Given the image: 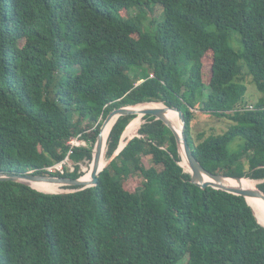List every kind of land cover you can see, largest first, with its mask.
Wrapping results in <instances>:
<instances>
[{
  "label": "trees",
  "instance_id": "obj_1",
  "mask_svg": "<svg viewBox=\"0 0 264 264\" xmlns=\"http://www.w3.org/2000/svg\"><path fill=\"white\" fill-rule=\"evenodd\" d=\"M20 5L18 13L14 0H0V173L78 179V166L63 175L47 171L67 157L71 139L88 144L74 148L71 160L92 162L111 111L163 103L183 112L188 143L205 169L262 181L264 192V0ZM156 8L162 17L145 25ZM247 76L261 94L252 109ZM193 109L230 125L196 142ZM138 118L120 117L112 127L106 155L113 160L95 187L51 194L0 182V264H264V226L247 200L192 183L162 121L144 117L116 155ZM134 175L143 181L131 192L124 182Z\"/></svg>",
  "mask_w": 264,
  "mask_h": 264
},
{
  "label": "water",
  "instance_id": "obj_2",
  "mask_svg": "<svg viewBox=\"0 0 264 264\" xmlns=\"http://www.w3.org/2000/svg\"><path fill=\"white\" fill-rule=\"evenodd\" d=\"M166 109L172 110L178 114L179 121L181 123V132L180 135L176 131L173 123L169 121L166 117V109H159V108H153V109H147L142 112L143 116H152L156 120L162 121L174 134L176 138L177 145L181 151V154L183 157H185L188 166H189V173L191 174L192 177V183L195 185L199 186L202 189L206 188H213L216 190L224 191L230 194H234L236 196H242L246 200L248 198H260L264 200V192L260 189L257 188V190H246L243 188H233L229 187L226 183L225 180L229 177H226L224 175H218V174H213L209 172L207 169H205L202 164L198 161V159L195 157L193 150L191 146L188 143V139L186 136V119L183 114V112L177 108L174 107H168L166 106ZM132 107H122V108H117L114 109L109 113L107 116L106 121L104 122L101 132L98 135L97 142L95 144V148L93 151V161H92V166H91V177H92V182L91 184H86L83 182L81 179H73L69 177H58V176H44V175H37V174H15V173H0V182L3 181H10V182H17L21 183L27 186H32V183L38 182V183H49V184H55L58 186H67V187H79L82 189L85 188H90V187H95L99 184V178L101 172L110 165L111 161L106 165H104L101 168L102 160L104 157V151L106 144L104 143L103 139V129L111 119H116L115 122L113 123V126L117 122V120L120 117L123 116H129V115H137V112H135ZM142 116V117H143ZM112 126V127H113ZM110 134V133H109ZM108 140V138H107ZM107 143V141H106ZM120 152V151H119ZM232 179L237 180L239 183H241L242 178L238 177H233ZM35 189V188H34ZM51 194H56V193H51ZM248 202V201H247ZM252 208V207H251ZM253 210V208H252ZM254 211V210H253ZM255 214V213H254ZM256 216V215H255ZM257 218V217H256ZM260 224V223H259Z\"/></svg>",
  "mask_w": 264,
  "mask_h": 264
},
{
  "label": "rangeland",
  "instance_id": "obj_3",
  "mask_svg": "<svg viewBox=\"0 0 264 264\" xmlns=\"http://www.w3.org/2000/svg\"><path fill=\"white\" fill-rule=\"evenodd\" d=\"M155 11H156V13L155 12L154 13L148 12L146 14L144 22H143L145 25H151V26L154 27L155 24L154 25L152 24V20L153 19H157V18L159 19V18L162 17V14H161L162 12H161L160 8H156ZM131 12H133V10ZM131 12L128 13L127 11H124V12H122V15L124 17H129ZM136 13H137V11H136ZM132 16H135V14H132ZM135 37H137V35H135ZM234 46L236 47V49L238 48V44L237 43H234ZM203 63H204L203 69H202L203 81L208 84L209 81H210V78H211L212 64H213V58H212V53L211 52L208 53L204 57ZM245 83L248 84V92H247V95H246V103H247V105L255 104L256 101L260 98L261 94L258 92L256 86L253 84L252 77H248L247 76L246 79H245ZM151 104H162V105H164L163 103H151ZM133 107H135V106H133ZM191 111L194 113V116H195V118H194V120H193L191 125H192V136H193V139L196 142L199 141V139H198L199 134H204L205 136L220 134V133L224 132L227 129V127L230 125V122L228 120H226V119H221V118H217L215 116L209 115V114H204V113L200 112V110H197V109H193ZM135 116L137 117V115H135ZM106 119H107V117L103 120L102 126H103L104 122L106 121ZM146 122L147 121L142 116H140L137 119L136 123L134 124V126L137 124L139 127L132 134H130L128 132L129 133L128 135L129 136L133 135L132 137L137 136L140 127L143 124H145ZM86 125H87V122L84 124V127ZM102 126H101V128H102ZM133 127H131V129ZM179 127H180V129H178V130L181 131V126H179ZM125 132L123 134V137L126 136ZM128 139L129 138L127 137L126 140H124V142H127ZM120 146H121V144H120ZM106 153H107V146H106L105 151H104V160H105V164L107 165L112 160V158L107 157ZM142 161H143V164L146 167H149L150 165H152L151 157H143ZM182 162H183V159H182ZM182 162L180 163L181 165H182ZM82 169L84 170L83 173L85 174L86 170L90 169V165L84 163V166H83ZM185 170H186V167H185ZM246 170H248V166H247ZM245 179H249V178H245ZM142 181L143 180L140 177V175L130 176L124 182L125 189H127L128 191L134 192L137 187L141 186ZM255 183L258 186L259 184H261L263 182L262 181H255ZM43 184L51 185L49 183H43ZM33 187L38 189V190H40V191H43V192H51L53 190V187L47 188V189L38 188L36 186H33ZM58 188L60 189V191L59 190H55V191H53L51 193H55V192L56 193H61L63 191V189L61 187H58ZM64 189H65L64 191H68V190L75 191V190H77V189H72V188H64Z\"/></svg>",
  "mask_w": 264,
  "mask_h": 264
},
{
  "label": "bare ground",
  "instance_id": "obj_4",
  "mask_svg": "<svg viewBox=\"0 0 264 264\" xmlns=\"http://www.w3.org/2000/svg\"><path fill=\"white\" fill-rule=\"evenodd\" d=\"M153 108H159V109H166V107L162 104H142V105H137L135 107H132L131 109H133L135 112H137V115L140 116H143L142 115V112L147 110V109H153ZM166 117L169 121H171L176 129V131L179 133L180 135V132L178 129H180L179 126H181V123L179 121V117H178V114L172 110H168L166 109ZM116 119H111V121H109V123H107L103 129V139H104V143L106 144V141H107V138L109 136V133L112 129V126H113V123L115 122ZM180 124V125H179ZM139 126L136 124L132 129L130 128L129 129V133L132 134L133 133V130L136 128H138ZM182 127V126H181ZM126 133V136L125 137H132V136H129L128 134L129 133ZM182 151V150H181ZM183 162H184V168L186 167V170L189 171V166H188V163L185 159V157H183ZM89 165V164H88ZM105 165V160H104V157H103V160H102V164H101V168ZM83 182H85L86 184H91L92 182V177H91V168L88 169L85 173V175L82 177L81 179ZM225 183L229 186V187H233V188H243V189H246V190H257V185L255 183V181H253L252 179H245L243 178L241 183H239L237 180L235 179H232V178H227L225 180ZM33 186H36L38 188H42V189H47V188H51L53 187V191L55 190H59L60 189L58 187V185H55V184H51V185H47V184H43V183H38V182H35V183H32ZM36 189V188H35ZM38 190V189H36ZM40 191V190H38ZM40 192H43V191H40ZM51 192H45V193H51ZM248 203L249 205L253 208L254 210V213L257 217V220L258 222L264 226V200L263 199H260V198H248Z\"/></svg>",
  "mask_w": 264,
  "mask_h": 264
},
{
  "label": "built area",
  "instance_id": "obj_5",
  "mask_svg": "<svg viewBox=\"0 0 264 264\" xmlns=\"http://www.w3.org/2000/svg\"><path fill=\"white\" fill-rule=\"evenodd\" d=\"M247 108L252 109V106L248 105ZM123 138L124 139H122V141H121V148L125 147L126 144L129 142V140L131 139L130 137H128L129 138L128 141L124 142V140H126L127 137H123ZM68 145L70 147V150L68 152L67 157L63 161L56 163V164L47 168V171L50 174L59 173V174L63 175L67 171L69 173H74L76 171V164L71 160L70 155L72 154L74 148L88 147V144L84 139L81 138V136H79V137H75V138L71 139L68 142ZM30 173H33V171ZM65 192L69 193L72 191L68 190Z\"/></svg>",
  "mask_w": 264,
  "mask_h": 264
},
{
  "label": "clouds",
  "instance_id": "obj_6",
  "mask_svg": "<svg viewBox=\"0 0 264 264\" xmlns=\"http://www.w3.org/2000/svg\"><path fill=\"white\" fill-rule=\"evenodd\" d=\"M14 2H15V7H16V10H17V12L19 13L20 12V10H21V5H20V2H21V0H14ZM148 104H151V103H148ZM142 105V104H141ZM137 106V105H136ZM128 107H130V106H128ZM131 107H133V106H131ZM144 117H146V116H143V118ZM128 128V127H127ZM127 130V129H126ZM111 132V131H110ZM138 136V135H137ZM109 137V136H108ZM136 137V136H135ZM131 139L132 138H134V137H130ZM123 139V138H122ZM130 139V140H131ZM129 140V141H130ZM108 141V140H107ZM122 141V140H121ZM128 144V143H127ZM126 144V145H127ZM106 146H107V143H106ZM106 148V147H105ZM119 150L116 152V155L118 154V153H120L121 152V150H123L124 149V147L123 148H121V146H119ZM94 151V150H93ZM120 151V152H119ZM180 153H181V151H180ZM182 155V154H181ZM182 159H183V156H182ZM93 161V160H92ZM84 163H86V164H89L90 165V168H91V166H92V162H90V161H83V162H80V163H76V167L78 166L80 169H79V172L80 173H83V166H84ZM182 167H183V165H181ZM185 169V168H184ZM88 170V169H87ZM86 170V171H87ZM32 172V171H31ZM187 172V171H186ZM189 173V172H188ZM28 174H35L34 172L33 173H28ZM38 175V174H37ZM85 174L83 173V175H82V177L84 176ZM47 176H49V175H47ZM58 177H60V176H58ZM63 177V176H62ZM82 177H80V178H82ZM62 189H63V191L61 192V193H67V192H65L64 190V188H70V187H67V186H60ZM76 191V190H75ZM75 191H72V192H75ZM69 193H71V192H69ZM56 194H58V193H56Z\"/></svg>",
  "mask_w": 264,
  "mask_h": 264
}]
</instances>
